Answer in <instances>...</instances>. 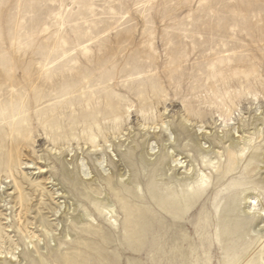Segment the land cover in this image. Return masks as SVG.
<instances>
[{"label": "rangeland", "instance_id": "1", "mask_svg": "<svg viewBox=\"0 0 264 264\" xmlns=\"http://www.w3.org/2000/svg\"><path fill=\"white\" fill-rule=\"evenodd\" d=\"M188 110L207 115L184 122ZM263 116L264 0H0V158L13 147L24 163L8 178L0 172V211L13 224L6 203L34 192L25 179L50 178L55 201L70 204L61 178L71 161L96 152L122 168L128 136L159 133L151 119L222 135L231 126L252 132ZM89 132L99 134L97 148ZM262 167L264 175V159ZM247 192L264 217V193ZM6 232L22 260L27 239L14 225Z\"/></svg>", "mask_w": 264, "mask_h": 264}, {"label": "bare ground", "instance_id": "2", "mask_svg": "<svg viewBox=\"0 0 264 264\" xmlns=\"http://www.w3.org/2000/svg\"><path fill=\"white\" fill-rule=\"evenodd\" d=\"M206 115L188 110L183 120L202 123ZM151 122L161 125L158 134L125 139L131 145L118 154L122 168L96 152L71 161L72 172L61 178L70 204L55 201L61 197L46 188L50 178L25 179L34 192H16L6 203L15 209L14 224L0 211L10 220L0 223V264H264V217L257 195L247 192L264 193V116L252 132L231 126L222 135L204 125L195 133L187 125ZM98 135H86L89 149L97 148ZM15 152L10 147L0 158L5 178L24 164ZM13 183L17 189L19 182ZM12 225L27 239L22 260L15 256L18 242L6 232ZM33 225L44 236L42 245Z\"/></svg>", "mask_w": 264, "mask_h": 264}]
</instances>
